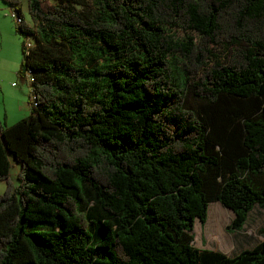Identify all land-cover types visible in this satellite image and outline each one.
Masks as SVG:
<instances>
[{
    "label": "trees",
    "instance_id": "trees-1",
    "mask_svg": "<svg viewBox=\"0 0 264 264\" xmlns=\"http://www.w3.org/2000/svg\"><path fill=\"white\" fill-rule=\"evenodd\" d=\"M4 1L34 80L0 123V264H264V228L234 255L194 234L264 208V0Z\"/></svg>",
    "mask_w": 264,
    "mask_h": 264
},
{
    "label": "rangeland",
    "instance_id": "rangeland-1",
    "mask_svg": "<svg viewBox=\"0 0 264 264\" xmlns=\"http://www.w3.org/2000/svg\"><path fill=\"white\" fill-rule=\"evenodd\" d=\"M19 2L24 19L30 23L32 19L29 14L28 0H19ZM12 12L10 4L4 0H0V26L1 23L3 24L1 36L3 50L0 68V123L2 126H11L17 123L30 116L33 110L31 105L30 77L27 70L22 67V50L26 38L17 31L18 23L12 16ZM21 104L26 106L28 110L25 117H22V113L20 112L22 108H20ZM7 120L10 125L7 124ZM19 170L20 164L14 160L10 169V178L14 185L19 184L17 178ZM6 189L7 183L0 180V196L5 193ZM232 214L233 211L224 207L220 202L212 203L209 207L207 222L202 224L199 219L195 221V244L198 247L221 250L229 255H234L239 251L253 247L255 240H249L244 244L237 243L235 240V235L239 232H244L246 225L240 230H227L225 227H228L231 223L232 216L230 215ZM262 227L264 228V224L256 225L255 221L250 223L246 228L247 233H245V236L255 235L258 241L261 236L260 228L262 229Z\"/></svg>",
    "mask_w": 264,
    "mask_h": 264
},
{
    "label": "crops",
    "instance_id": "crops-1",
    "mask_svg": "<svg viewBox=\"0 0 264 264\" xmlns=\"http://www.w3.org/2000/svg\"><path fill=\"white\" fill-rule=\"evenodd\" d=\"M23 12V11H22ZM2 23H1V26H0V68H1V61H2V50H3V42H2ZM7 26H9V25H7ZM18 31V30H17ZM22 107V108H21ZM20 108H21V110H20V112L22 113V117H25V115L28 113V110H27V108H26V106H24L23 104H21L20 105ZM24 113V114H23ZM16 115H19V114H16ZM15 115V116H16ZM15 116H14V118H15ZM17 117V116H16ZM9 123V121L7 120V124ZM8 125H10V124H8ZM8 158H9V160H10V162H11V164L14 162V158L12 157V155L10 154V155H8ZM214 203V202H213ZM212 204V203H211ZM254 212V213H253ZM230 216H232V220H233V218H234V213L232 214V215H230ZM255 221V223H256V225L257 224H264V208H261V207H259V206H256L252 211H251V213H250V215H249V218H248V220H247V222L245 223V228H244V232H239L238 234H236L235 235V240H236V242L237 243H242V244H244L245 242H247V241H252V240H255V244L254 245H256V243L257 242H259L261 239H262V236H260V238H259V240L257 241V238H256V236L255 235H251V236H245L246 234L245 233H247V227L249 226V224L250 223H253ZM226 228H227V226H225ZM244 227V226H243ZM242 227V228H243ZM241 228V229H242ZM263 228V227H262ZM260 230H261V228H260ZM259 230V231H260ZM257 241V242H256ZM234 246V245H233ZM232 251H234V250H232ZM236 253V252H235Z\"/></svg>",
    "mask_w": 264,
    "mask_h": 264
},
{
    "label": "built area",
    "instance_id": "built-area-1",
    "mask_svg": "<svg viewBox=\"0 0 264 264\" xmlns=\"http://www.w3.org/2000/svg\"><path fill=\"white\" fill-rule=\"evenodd\" d=\"M12 16L16 19L17 23H21L23 21V19L18 15V13L16 12V10L12 7ZM28 48H31L32 47V43L28 42ZM29 77H30V80L33 81L34 78L32 77V71L31 70H28L27 71Z\"/></svg>",
    "mask_w": 264,
    "mask_h": 264
}]
</instances>
